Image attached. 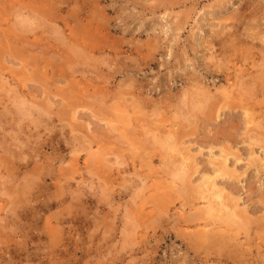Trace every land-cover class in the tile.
<instances>
[{
	"label": "rangeland",
	"instance_id": "obj_1",
	"mask_svg": "<svg viewBox=\"0 0 264 264\" xmlns=\"http://www.w3.org/2000/svg\"><path fill=\"white\" fill-rule=\"evenodd\" d=\"M263 55L264 0H0V264H264Z\"/></svg>",
	"mask_w": 264,
	"mask_h": 264
},
{
	"label": "bare ground",
	"instance_id": "obj_2",
	"mask_svg": "<svg viewBox=\"0 0 264 264\" xmlns=\"http://www.w3.org/2000/svg\"><path fill=\"white\" fill-rule=\"evenodd\" d=\"M19 8H20V7H19ZM23 9H24V8H23ZM28 16H29V15H28ZM29 17H30V16H29ZM24 24H25V23H24ZM17 27H18V26H17ZM233 36H234V35H233ZM255 38H256V37H255ZM221 44L223 45V43H221ZM231 44H232V43H231ZM233 44H235V43H233ZM233 44H232L231 46H233ZM226 45H227V44H226ZM237 47H238V46H237ZM214 48H215V47H214ZM222 48L225 50L224 47H222ZM231 48H232V47H231ZM233 48H235V46H234ZM233 48H232V49H233ZM223 49H222V50H223ZM222 50H221V51H222ZM224 50L222 51V53H224ZM238 50H239V48H238ZM238 50H235V51H238ZM261 52H262V51H261ZM217 53H218V52H217ZM224 54H225V53H224ZM231 54H232V53H231ZM234 54H235V52H234ZM250 54H251V53H250ZM213 55H214V54H213ZM220 55H221V53H220ZM236 55H237V54H236ZM214 56H215V55H214ZM214 56H213V57H214ZM223 56H224V55L222 54V57H223ZM251 56H252V55H251ZM263 56H264V55H263ZM249 57H250V56H249ZM219 58H220V57H219ZM226 58H227V57H226ZM251 58H252V57H251ZM209 59H211V58H209ZM221 59H222V58H221ZM239 59H240V58H239ZM214 60H215V59H214ZM224 60H225V59H224ZM228 60L231 61V59H228ZM244 60H245V59H244ZM253 61H255V60H253ZM263 61H264V60H262V61L260 62L261 65H262V67H260V68H262V69H261L262 71H259V72H263V67H264V65L262 64ZM213 62H214V61H213ZM217 62H218V61H217ZM217 62L215 63V66L217 65ZM242 62H243V61H242ZM222 63H223V62H222ZM225 63H226V62L224 61L223 64L226 66L227 64H225ZM246 63H247V62H246ZM208 64H209V63H208ZM219 64H221V63H219ZM223 64H221V65H223ZM247 64H248V63H247ZM261 65H260V66H261ZM218 66H219V65H218ZM218 66H217V67H218ZM255 66H257V65L255 64ZM222 67L225 68L224 66H222ZM257 67H258V66H257ZM209 68H210V67H209ZM226 68H227V66H226ZM226 68H225L224 70H226ZM255 68H256V67H255ZM258 68H259V67H258ZM211 70H212V69H211ZM221 70H222V69H221ZM242 70H243V69H242ZM216 71H217V70H216ZM216 71H215V72H216ZM229 76H231V73L229 74ZM242 76H243V75H242ZM244 76H245V75H244ZM253 76L255 77L256 75L254 74ZM248 77H249V75H248ZM241 78H242V77H241ZM246 78H247V77H246ZM256 78H257V76H256ZM259 78H260V77H259ZM253 79H254V78H253ZM253 79H252V80H253ZM262 79H263V81H264V76H263ZM247 80H248V79H247ZM247 80H245V81H247ZM249 80H250V79H249ZM253 81H254V80H253ZM255 81L259 82L258 80H255ZM261 81H262V80H261ZM261 81H260V82H261ZM247 82H248V81H247ZM247 82H245V83H247ZM250 82H252V81L250 80ZM257 82H255V83H257ZM191 83H192V82H191ZM194 83H195V82H194ZM238 83H239V82H238ZM238 83H237V84H238ZM240 83H241V82H240ZM240 83H239V84H240ZM243 83H244V81H243L241 84H243ZM234 84H235V83H234ZM237 84H236V85H237ZM241 84H240V85H241ZM248 84H249V83H248ZM250 84H251V85H248L250 89H252L251 87H255V86H256V84H254V82H253V83H250ZM195 85H196V84H195ZM200 85L202 86L201 83H199V86H200ZM240 85H239V88H240ZM254 85H255V86H254ZM258 85H259V83H258ZM234 86H235V85H234ZM234 86H232V87H233V88H236V86H235V87H234ZM242 86H243V85H242ZM242 86H241V88H244V86L247 87L246 84H244L243 87H242ZM258 87L261 88V89H263V88H264V84H263V86H258ZM258 87H257V89H258ZM198 90H199V89H198ZM205 90H206V89H205ZM236 90H237V89H236ZM238 90H239V89H238ZM242 90H243V89H242ZM248 90H249V89H248ZM255 90H256V89H255ZM195 91H196V90H195ZM200 91H201V90H200ZM200 91H199V92H200ZM206 91H207V90H206ZM244 91H245V90H244ZM246 91H247V90H246ZM249 91H250V90H249ZM249 91H248V93H249ZM256 91H257V90H256ZM261 91H263V90H261ZM190 92H191V91H190ZM199 92H197V94H196L197 96H195V98H196V97L198 98L199 95L204 94V89L202 90L203 93L201 92V94H200ZM220 92H222V90H221ZM226 92H227V91L225 90V93H226ZM241 92H242V91H241ZM183 93H184V92H183ZM207 93H210V91L207 92ZM246 93H247V92H246ZM187 94H188V93H187ZM193 94L195 95V93H193ZM205 94H206V92H205ZM205 94H204V95H205ZM211 94H212V93H211ZM222 94H223V93H222ZM232 94H233V93H232ZM242 94H243V92H242ZM204 95H202V97H203ZM223 95H224V94H223ZM228 95H229V93H228ZM240 95H241V94H240ZM243 95H244V94H243ZM249 95H250V94H249ZM260 95H262V94H260ZM260 95H259V96H260ZM263 95H264V94H263ZM205 96H206V95H205ZM208 96H209L210 98H212L209 94H208ZM246 96H247V95H246ZM252 96L255 97V96H257V95H252ZM226 97H228V96L226 95ZM229 97H230V96H229ZM260 97H261V96H260ZM198 99H200V98H198ZM202 99H204V98H202ZM237 99H238V98H237ZM261 99H262L263 102H264V96H263V98H261ZM181 100H183V99H181ZM211 100H215V99L212 98ZM241 101H242V100H241ZM205 102H206V101H205ZM215 102H216V105H218L217 102H219V101H215ZM247 102H248V101H247ZM260 102H261V101H260ZM211 103L214 104L213 101H212ZM248 103H249V102H248ZM205 104H206V106H207V103H205ZM208 104H209V103H208ZM194 105H195L196 107H201L202 102H201L200 100H197V102L194 103ZM248 105H249V104H248ZM211 106H212V105H211ZM214 106H215V105H213L212 107H210V109L213 108ZM239 106H240V105H239ZM241 106H242V105H241ZM243 106H244V105H243ZM192 107H193V106H192ZM215 107L217 108V106H215ZM232 107H233V106H232ZM8 108H9V107H8ZM193 108H195V107H193ZM204 108H205V107H204ZM206 108H207V107H206ZM206 108H205V109H206ZM245 108H246V107H245ZM6 109H7V108H6ZM195 109H196V108H195ZM197 109H199V108H197ZM201 109H202V108H201ZM222 109H223V108H222ZM249 109H250V108H249ZM22 110H23V108H22ZM24 110H25V109H24ZM217 110H218V109H217ZM229 110H230V109H229ZM244 110H245V109H244ZM250 110H251V109H250ZM210 111H211V110H210ZM253 111H255V110H253ZM7 112H8V111H7ZM26 112H27V111H26ZM212 112H213V111H212ZM8 113H9V112H8ZM8 113H7V114H8ZM141 113H142V112H141ZM246 113H247V112H246ZM250 113H251V112H250ZM250 113H249V114H250ZM261 113H263V111H261ZM10 114H11V112H10ZM26 114H27V113H26ZM256 115H257V112H256ZM263 115H264V114H263ZM263 115H262V116H263ZM254 116H255V115H254ZM259 116H260V114H259ZM260 118H261V117H260ZM261 120H262V119H261ZM263 120H264V119H263ZM252 121H253V120H252ZM261 122H262V121H261ZM263 123H264V121H263ZM258 124H259V123H257V125H258ZM263 131H264V130H263ZM145 132H146V131H145ZM251 132H252V131H251ZM150 133H151V132H150ZM248 133H249V132H248ZM170 134H171V133H170ZM171 135H172V134H171ZM261 135H262V134H261ZM251 136H253V135H251ZM77 137H78V136H77ZM171 137H172V136H171ZM172 138H173V137H172ZM172 138H171V139H172ZM167 139L171 140L170 138L166 137V140H167ZM250 139H251V137H250ZM252 139H253V138H252ZM258 139H259V138H258ZM258 139H257V141H259ZM74 140H75V138H74ZM166 140H164V143H165V144H167L166 142L168 141V140H167V141H166ZM254 140H256V139L254 138ZM263 140H264V139H263ZM165 141H166V142H165ZM249 141H250V140H249ZM253 142H254V141H253ZM260 142H262V141H260ZM260 142H259V143H260ZM256 145H257V144H256ZM261 145L264 146V144H261ZM170 147H171V146H170ZM172 147H173V146H172ZM261 147H262V146H261ZM184 157H185V156H184ZM222 158H223V156H222ZM226 159H227V158H226ZM255 161H256V160H255ZM188 162H189V161H188ZM180 163H181V162H180ZM178 164H179V163H178ZM181 164H183V163H181ZM187 164L189 165V163H187ZM223 164H224V163H223ZM188 165H187V166H188ZM184 166H185V164H184ZM184 166H183V167H184ZM177 167H179V166H177ZM180 167H181V166H180ZM180 167H179V169H180ZM188 168H189V167H188ZM217 168H218V167H217ZM217 168H216V169H217ZM225 168H226V167H225ZM176 169H178V168H176ZM218 169H223V170H224L223 167H222V168H218ZM181 170H182V169H181ZM193 170H194V169H193ZM173 171H175V170H173ZM177 171H178V170H177ZM183 171H184V169H183ZM186 171H187V169H186ZM186 171H184V173H185ZM224 171H225V170H224ZM230 171H231V170H230ZM181 172H182V171H181ZM215 172H216V174H217V170H216ZM222 172H223V171H222ZM232 172H233V171H232ZM232 172H231V173H232ZM173 173L176 174L177 172L175 171V172H173ZM179 173H180V172H179ZM179 173H177L176 175H180ZM182 173H183V172H182ZM188 173H189V172H188ZM188 173H187V174H188ZM228 173H229V172H228ZM231 173H230V176H231ZM216 174H215V175H216ZM233 174H234V172H233ZM185 175H186V174H185ZM222 175H223V174H222ZM222 175H221V176H222ZM224 175H225V174H224ZM224 175H223V176H224ZM173 176H174V175H173ZM181 176H182V175H181ZM188 176H189V174H188ZM214 177H215V176H214ZM174 178H175V177H174ZM179 178H180V177H179ZM179 178H178V180H179ZM182 178H184V176H183ZM185 178H187V176H185ZM217 178H218V177H217ZM187 179H188V178H187ZM176 180H177V176H176ZM181 180H182V179H180V181H181ZM215 180H216V179H215ZM183 181H185V180L183 179ZM186 181H187V180H186ZM186 181H185V182H186ZM181 182H182V181H181ZM188 182H189V181H188ZM210 182H212V180H211ZM215 183H216V182H215ZM207 184H208V183H207ZM213 184H214V183H213ZM208 186L211 187V184H209ZM214 186H215V185H214ZM217 186H218V185H217ZM18 187H19V186H18ZM205 187H206V186H205ZM218 187H220V186H218ZM23 188H24V187H23ZM201 188H202V187H201ZM207 188H209V187H207ZM205 189H206V188H205ZM212 189H213V188H212ZM219 189H220V188H219ZM25 190H26V189H25ZM206 190H207V189H206ZM208 190H209V189H208ZM213 191L216 192L215 190H213ZM201 192H202V190H201ZM221 192H222V190H221ZM19 193H20V192H19ZM197 193H198V192H197ZM205 193H206V192H205ZM210 194H211V193H210ZM202 195H204V194H202ZM198 197H199V196H198ZM201 197H202V196H201ZM204 197H205V196H204ZM196 198H197V197H196ZM205 198H206V197H205ZM210 198H211V197H210ZM222 198H225V197H223V195H221V194L219 193L218 196H217V199L222 200ZM197 199H198V198H197ZM202 199H203V198H202ZM207 199H208V197H207ZM211 199H212V198H211ZM198 200H199V199H198ZM208 201H209V200H208ZM210 202H211V201H210ZM225 202H226V201H225ZM225 202H224L223 206H224L225 208H228V205L225 204ZM222 203H223V201H222ZM213 204H214V203H213ZM230 204H231V203H230ZM218 205H219V204H218ZM231 205H232V204H231ZM226 206H227V207H226ZM221 207H222V205H221ZM232 207H233V206H232ZM232 207H230V208H232ZM235 207H236V206H235ZM213 210H214V209H213ZM236 210H237V209H236ZM222 211H223V210H222ZM222 211L219 210L218 207H216V208H215V211H214V212H215L214 214H216V215L220 216V218L222 217V218L224 219V217H225L226 215H225V213L222 212ZM201 212H202V211H201ZM204 212H205V211H203V213H204ZM236 214H237V213H236ZM212 215H213V214H212ZM237 215H238V214H237ZM205 217H206V216H205ZM215 217H216V216H215ZM238 217H239V216H238ZM243 217H244V216H243ZM198 218H200V217H198ZM222 218H221V219H222ZM196 219H197V217H196ZM196 219H195V220H196ZM221 219H220V220H221ZM225 219H226V218H225ZM218 220H219V219H218ZM227 220H228V218H227ZM246 220H247V218H246ZM238 221H239V220H238ZM238 221H237V222H238ZM217 222H219V221H217ZM240 222H242V221H240ZM245 222H246V221H245ZM247 222H248V221H247ZM247 222H246V225L249 226V224H247ZM240 224H241V223H240ZM223 225H224V224H223ZM227 225H228V224H227ZM231 225H233V224H231ZM231 225L228 226V227H231ZM238 225H239V224H238ZM243 225L245 226V223H244ZM243 225H242V226H243ZM225 226H226V224H225ZM239 226H240V225H239ZM245 227H246V226H245ZM221 229H222V228H221ZM238 229H239V228H238ZM247 229L249 230V227H248ZM222 230H223V229H222ZM248 230H245V231H248ZM250 230H251V229H250ZM229 231H230V230H229ZM236 231H237V230H236ZM236 233H237V232H236ZM232 234H233V233H232ZM245 234H246V233H245ZM227 236H228V235H227ZM235 236H237V235H235ZM229 237H231V236H229ZM232 240H233V239H232ZM235 242H236V241H235ZM238 251H239V250H238ZM232 255H233V254H232ZM240 257H241V256H240ZM253 259H254V258H253ZM254 260H255V259H254Z\"/></svg>",
	"mask_w": 264,
	"mask_h": 264
}]
</instances>
